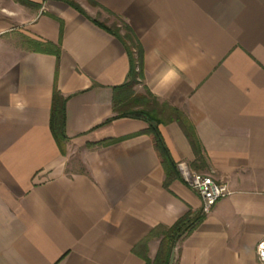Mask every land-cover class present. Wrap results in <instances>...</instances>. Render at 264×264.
<instances>
[{"label":"crops","instance_id":"crops-1","mask_svg":"<svg viewBox=\"0 0 264 264\" xmlns=\"http://www.w3.org/2000/svg\"><path fill=\"white\" fill-rule=\"evenodd\" d=\"M30 1L40 7L0 0V264H144L133 248L153 228L201 209L181 165L231 193L175 243L170 264H262L264 0H74L84 14L64 0ZM98 11L131 27L145 86L184 113L201 144L204 166L194 169L180 126L159 125L179 171L167 188L151 138L139 133L147 122L111 119L129 60L89 19ZM30 40L57 51H34ZM181 49L197 66L158 92V74ZM54 88L64 99L66 155L49 128ZM159 242L149 241V258Z\"/></svg>","mask_w":264,"mask_h":264},{"label":"trees","instance_id":"trees-1","mask_svg":"<svg viewBox=\"0 0 264 264\" xmlns=\"http://www.w3.org/2000/svg\"><path fill=\"white\" fill-rule=\"evenodd\" d=\"M16 1L28 7H40L39 4L33 3L30 0ZM64 1L76 11L84 14L83 9L74 0ZM87 1L92 5H96L92 0ZM108 13L113 15L111 12ZM89 19L94 24L116 36L122 42L129 60V70L126 76V81L122 85L116 86L113 89L114 94L112 110L114 116L111 119L133 117L142 118L147 122L148 127L139 133L147 134L152 140L154 149L165 171L164 187L167 188L173 179L179 177V171L163 141L158 128L159 125L171 122L177 123L188 139L195 156L191 166L194 169L202 168L204 166V161L201 155V144L193 125L182 111L165 102H159L158 98L150 92L147 86H145L143 75L144 52L131 27L123 20V30H121L115 26L108 27L106 24L99 22L96 19ZM29 43L30 47L34 51H48L51 53H56L57 51V47L49 42L30 40ZM138 85L142 86L143 90L141 92L135 90V87ZM64 125V99L59 94L57 89L54 88L49 118V128L58 150L62 155H66L67 142ZM110 143L111 142L107 141L97 143L96 145L106 146ZM204 216L205 215L201 213V211L197 213L188 211L169 227H165L163 225L156 226L140 243L133 248V252L144 261V264H170V258L175 243L181 237L190 234L203 220ZM153 238H159L160 242L154 258L151 259L148 256V243Z\"/></svg>","mask_w":264,"mask_h":264},{"label":"built area","instance_id":"built-area-1","mask_svg":"<svg viewBox=\"0 0 264 264\" xmlns=\"http://www.w3.org/2000/svg\"><path fill=\"white\" fill-rule=\"evenodd\" d=\"M179 170L186 185L200 196V211L204 215L208 214L219 200L231 193L225 181L217 180L211 174L191 171L184 165H181ZM256 255L259 262L264 264V237L256 246Z\"/></svg>","mask_w":264,"mask_h":264},{"label":"clouds","instance_id":"clouds-1","mask_svg":"<svg viewBox=\"0 0 264 264\" xmlns=\"http://www.w3.org/2000/svg\"><path fill=\"white\" fill-rule=\"evenodd\" d=\"M161 37H166V32L161 31ZM194 47L198 48L199 45L196 44ZM187 53L181 49L177 53H174L169 57L167 66L165 70L158 74V78L155 82V89L158 92H167L175 87V85L181 80V74L188 72L191 68L197 66L198 59L196 57L191 58V60L182 59L186 57ZM27 104L25 101L21 100L16 103V109L23 112Z\"/></svg>","mask_w":264,"mask_h":264},{"label":"rangeland","instance_id":"rangeland-1","mask_svg":"<svg viewBox=\"0 0 264 264\" xmlns=\"http://www.w3.org/2000/svg\"><path fill=\"white\" fill-rule=\"evenodd\" d=\"M94 17L98 20H100L102 23L106 24V26L108 27H118L120 28L121 30H123V22H122V19H120L119 17L117 16H114V15H108V14H102L100 13L99 11L94 14ZM135 90L136 91H142V87L140 85L136 86L135 87Z\"/></svg>","mask_w":264,"mask_h":264}]
</instances>
